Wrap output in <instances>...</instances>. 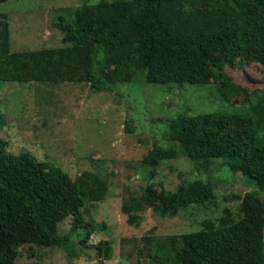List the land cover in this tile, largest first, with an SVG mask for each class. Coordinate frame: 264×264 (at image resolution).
<instances>
[{"label":"trees","instance_id":"1","mask_svg":"<svg viewBox=\"0 0 264 264\" xmlns=\"http://www.w3.org/2000/svg\"><path fill=\"white\" fill-rule=\"evenodd\" d=\"M56 19L68 47L11 52L8 16L0 13V82L70 80L101 93L120 82L184 87L220 79V99L227 103L241 88L224 67L264 63V0L88 1ZM5 125L0 112V132ZM166 131L183 156L206 164L223 159L232 172L255 181L257 190L225 196L226 202H241L239 219L225 209L218 225L205 220L194 233L146 237L152 264H264V96L249 113L180 111ZM178 154L173 146L155 145L141 163L149 174L142 199L161 217L174 218L215 196L214 186L202 181L175 192L155 188L152 180L163 162ZM106 194L105 182L95 174L73 180L30 152L10 153L0 137V264H16L24 245L73 255L72 232H63L62 222L73 215L87 236L105 231L91 218L85 223L82 213L89 214L88 201H103ZM134 221L130 216L129 223ZM97 247L109 257V242Z\"/></svg>","mask_w":264,"mask_h":264},{"label":"rangeland","instance_id":"2","mask_svg":"<svg viewBox=\"0 0 264 264\" xmlns=\"http://www.w3.org/2000/svg\"><path fill=\"white\" fill-rule=\"evenodd\" d=\"M88 1L115 0H9L1 4L0 13L8 16L11 52L68 47L62 43L64 34L56 28V18ZM223 72L241 88L227 103L220 99V79L184 87L120 82L114 91L101 93L85 82L70 80L0 82V112L6 121L0 137L10 153L30 152L38 162L50 161L62 168L73 180L91 172L107 186L105 199L88 201L89 214L82 213L85 223L91 218L104 225L105 231L87 236L81 228L84 225H76L71 215L61 230L72 232L73 255L58 247L24 245L16 264H152L146 237L194 233L205 220L218 225L225 209L239 219L241 202L224 198L256 191L255 181L232 172L223 159L206 164L183 156L166 131L168 121L180 111L189 110L190 115L249 113L264 96V63L226 65ZM155 145L173 146L179 153L163 162L152 180L160 193L202 181L214 186V199L188 206L174 218L156 214L142 199L149 174L141 168ZM261 197L264 200V193ZM130 216L135 218L133 224ZM101 241L111 245L109 257L101 256L97 247Z\"/></svg>","mask_w":264,"mask_h":264},{"label":"water","instance_id":"3","mask_svg":"<svg viewBox=\"0 0 264 264\" xmlns=\"http://www.w3.org/2000/svg\"><path fill=\"white\" fill-rule=\"evenodd\" d=\"M103 257H104V254H103Z\"/></svg>","mask_w":264,"mask_h":264}]
</instances>
